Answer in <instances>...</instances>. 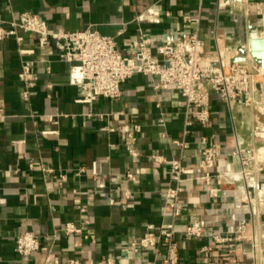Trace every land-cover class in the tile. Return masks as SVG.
<instances>
[{
    "label": "crops",
    "instance_id": "0c3cea01",
    "mask_svg": "<svg viewBox=\"0 0 264 264\" xmlns=\"http://www.w3.org/2000/svg\"><path fill=\"white\" fill-rule=\"evenodd\" d=\"M198 0H0V13L6 22L23 11H31L45 19L52 30L78 31L95 28L102 34L115 36L122 53H129L132 42L142 27L163 42L167 33L181 23V15L197 8ZM153 6L152 11L148 8ZM170 10L171 16L165 11ZM141 12L156 16L159 23L138 21ZM122 32L120 33V31ZM262 31V19L254 11L242 7L220 9L218 0H206L203 32L207 51L216 49L213 33L223 36L224 46L237 48L251 31ZM22 46L35 50L22 55L15 37L0 41V108L9 117L0 121V264H43L47 257L100 259L111 256L131 262L153 260V252H132L130 242L140 238L148 225L159 226L169 221L164 214V192L168 185L169 163L157 164L151 155L163 154L169 160L180 155L171 139L181 138L185 126V106L181 94L173 88L155 90L153 78L137 74L122 86L123 94L115 100L99 98L92 104L79 102L82 77L72 63L59 58L55 45L42 46L32 33H22ZM35 60L37 85L24 101L19 72L24 59ZM160 103L161 106H157ZM212 120L209 128L194 124L189 137L191 146L185 152V163L199 160L198 142L208 129L215 132L225 147V160L219 168L226 169L237 162L227 157L233 146V132L245 141L251 139L253 113L243 105H232L213 93ZM123 112L116 132L102 129L104 122L95 113ZM92 113V115H90ZM165 125L159 123L160 114ZM45 114L53 115L52 119ZM135 123L136 141L128 137ZM167 137H163V133ZM130 144L139 151L133 157ZM34 163V168L30 164ZM41 164L67 172L69 180L59 186L57 178L46 176ZM96 165L98 174H93ZM87 172L78 177L77 168ZM127 171L137 174L136 181L127 182ZM133 190L134 199L125 198V189ZM76 190V191H75ZM190 205L187 218L207 216L215 226H221L224 209L222 200L209 201L204 186L189 183ZM116 199L110 205L108 196ZM86 207L81 212L78 205ZM88 219L85 233L96 236V242L84 234L65 235L62 231L69 221ZM264 221V214L261 219ZM23 229L36 232L41 247L31 257L24 258L16 250V239ZM248 232H252L251 224ZM210 245V253L201 247ZM183 264H242L244 254L250 253L249 243L235 248V243L216 246L209 236L199 239L182 237L180 241ZM234 248L232 253L229 249ZM162 254L158 256V263Z\"/></svg>",
    "mask_w": 264,
    "mask_h": 264
},
{
    "label": "built area",
    "instance_id": "2783aa9c",
    "mask_svg": "<svg viewBox=\"0 0 264 264\" xmlns=\"http://www.w3.org/2000/svg\"><path fill=\"white\" fill-rule=\"evenodd\" d=\"M206 0H198L197 8L181 15V23L167 33L163 42L139 27V34L132 42L131 52L125 54L118 48L115 36L102 34L95 28L68 31L52 30L47 21L34 12L23 11L11 21L6 22L0 13V41L15 37L20 44L22 55L35 53L34 49L22 46V33H32L38 37L42 46L55 45L59 50V58L72 63L79 72L82 81L79 84V102L92 104L99 98L110 100L122 96V86L137 74L151 76L155 90L173 88L183 97L185 106V126L181 138L171 139L180 149V155L169 160L163 154L154 153L152 160L157 164L169 163L168 185L165 189L164 214L169 221L159 226L148 225L143 235L130 242L132 252H153V260L131 262L129 259H116L111 256L95 258H68L62 262L58 256L47 257L43 264H183L180 241L182 237L199 239L209 236L216 246H225L234 242L238 249L244 243H249L250 253L244 254L242 264H263L264 258V67L249 54L244 61H233L239 55L237 48L224 46L223 36L213 33L216 49L207 51V41L203 32V21ZM239 6L245 12H256L262 19L264 33V0H218L220 9H230ZM153 6L148 8L152 11ZM171 16V11H165ZM138 21L159 23L160 14L156 16L141 12ZM122 30L120 31V33ZM244 46V45H243ZM35 60L26 58L19 72L23 84L22 95L28 102L32 89L39 80L34 71ZM217 94L221 100L232 105L237 102L253 113L250 127L251 139L245 141L233 132V146L227 157L234 159L238 168L230 163L226 169H220L225 159V147L217 134L207 130L199 138V160L188 165L185 163V152L191 146L189 137L192 126L196 123L209 128L212 120V94ZM157 106H161L157 103ZM92 115V113H90ZM103 122L102 129L106 132H116L123 112L95 113ZM52 119L53 115L45 114ZM9 115L0 108V121H5ZM165 116L160 114L159 123L165 125ZM140 124L135 123L129 130L128 138L135 142V131ZM163 137H167L164 132ZM129 154L139 156V151L132 145H127ZM34 163L30 164L34 168ZM41 170L46 176L58 179L59 186H64L69 180V174L57 171L52 166L41 164ZM87 172L85 166L77 168L74 175L82 176ZM93 174L97 175L94 165ZM137 174L127 171L126 181H136ZM189 183H200L204 186L209 201L222 200L227 203L224 209L215 208L216 214L222 215L221 226H215L207 216L187 218L186 212L190 205L187 194ZM76 191V190H75ZM125 198L134 199L133 190L125 189ZM110 205L116 204L111 195L107 197ZM81 212L86 207L78 205ZM88 219L67 222L62 231L65 235L84 234L85 238L96 242V236L85 233ZM251 224L252 232H248ZM41 247V238L33 230L23 229L16 239L15 250L24 257H31ZM213 247L204 245L202 253H210ZM235 249H229L232 253ZM162 254L158 263V256ZM230 258L229 255L217 258L213 262ZM213 262H211L213 264ZM215 264V263H214Z\"/></svg>",
    "mask_w": 264,
    "mask_h": 264
},
{
    "label": "water",
    "instance_id": "95a60500",
    "mask_svg": "<svg viewBox=\"0 0 264 264\" xmlns=\"http://www.w3.org/2000/svg\"><path fill=\"white\" fill-rule=\"evenodd\" d=\"M238 51L239 55L233 61H244L249 54L264 67V33L262 31L251 30L242 39L241 45L238 46Z\"/></svg>",
    "mask_w": 264,
    "mask_h": 264
}]
</instances>
